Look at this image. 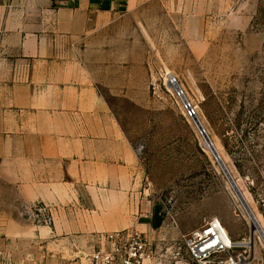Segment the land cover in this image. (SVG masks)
I'll list each match as a JSON object with an SVG mask.
<instances>
[{
	"label": "rangeland",
	"instance_id": "rangeland-1",
	"mask_svg": "<svg viewBox=\"0 0 264 264\" xmlns=\"http://www.w3.org/2000/svg\"><path fill=\"white\" fill-rule=\"evenodd\" d=\"M92 26L80 54L141 159L155 254L145 264H195L182 236L214 217L264 264V0H129ZM1 173L0 264H89L72 243L29 230L50 226L33 211L51 208L17 206Z\"/></svg>",
	"mask_w": 264,
	"mask_h": 264
},
{
	"label": "crops",
	"instance_id": "crops-1",
	"mask_svg": "<svg viewBox=\"0 0 264 264\" xmlns=\"http://www.w3.org/2000/svg\"><path fill=\"white\" fill-rule=\"evenodd\" d=\"M129 0H0V170L34 226L89 260L103 235L142 232L141 159L81 56L94 17ZM19 218V216H18ZM143 218H147L146 220ZM11 223V220L7 221ZM75 242V243H73ZM82 249V250H81ZM90 264V260H89Z\"/></svg>",
	"mask_w": 264,
	"mask_h": 264
},
{
	"label": "built area",
	"instance_id": "built-area-1",
	"mask_svg": "<svg viewBox=\"0 0 264 264\" xmlns=\"http://www.w3.org/2000/svg\"><path fill=\"white\" fill-rule=\"evenodd\" d=\"M176 83V79H172ZM178 88V86H176ZM187 115L194 117L196 110L191 103L185 105ZM34 215L51 224L50 212L39 206ZM100 248L89 256L90 264H145L155 257L152 244L144 233L137 230H121L102 236ZM182 243L195 264H252L251 254L240 250L249 245L251 239L236 241L220 218L214 217L204 225L183 234Z\"/></svg>",
	"mask_w": 264,
	"mask_h": 264
},
{
	"label": "water",
	"instance_id": "water-1",
	"mask_svg": "<svg viewBox=\"0 0 264 264\" xmlns=\"http://www.w3.org/2000/svg\"><path fill=\"white\" fill-rule=\"evenodd\" d=\"M199 126H200V124H199ZM206 141H207V143L211 146V151H212V153L214 154V156L216 157V159H217V160L219 159L218 161H219L221 167L223 168V170L225 171L226 175L228 176V178H229L231 184L234 186L235 190L241 195V193H240V191H239V188L237 187V185H236L235 181L233 180V177H232L231 174L229 173L227 167L225 166V164H224L223 161L221 160V157H220V155H219L217 149L213 146V143L211 142L210 138L207 137V138H206ZM247 207H248V206H247ZM248 209H249V207H248ZM249 211L253 214V212L251 211V209H249ZM253 215H254V214H253Z\"/></svg>",
	"mask_w": 264,
	"mask_h": 264
},
{
	"label": "bare ground",
	"instance_id": "bare-ground-1",
	"mask_svg": "<svg viewBox=\"0 0 264 264\" xmlns=\"http://www.w3.org/2000/svg\"><path fill=\"white\" fill-rule=\"evenodd\" d=\"M174 84H175V83H174ZM174 84H173V82H172V79L170 78V85H171V86H175ZM176 86H177V85H176ZM206 146H207L208 149L211 150V146H210L208 143H206ZM218 160H219V159H218ZM252 215H253V214H251L250 218H251V220H252V223L256 225V229H257V231H258V230H260V229H259V226L257 225V222L255 221V217H253ZM255 232H256V231H255ZM252 243H253V241H252ZM252 246H253V244H252Z\"/></svg>",
	"mask_w": 264,
	"mask_h": 264
}]
</instances>
